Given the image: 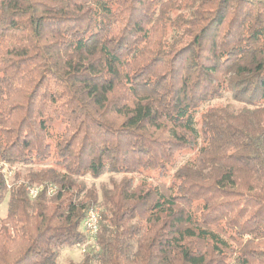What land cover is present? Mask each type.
Here are the masks:
<instances>
[{"label":"trees","instance_id":"trees-1","mask_svg":"<svg viewBox=\"0 0 264 264\" xmlns=\"http://www.w3.org/2000/svg\"><path fill=\"white\" fill-rule=\"evenodd\" d=\"M0 164V264H264V0H0Z\"/></svg>","mask_w":264,"mask_h":264},{"label":"rangeland","instance_id":"rangeland-1","mask_svg":"<svg viewBox=\"0 0 264 264\" xmlns=\"http://www.w3.org/2000/svg\"><path fill=\"white\" fill-rule=\"evenodd\" d=\"M224 104H231L234 107L238 106V103L237 101L234 100L233 94L231 92H226L222 98L211 101L210 106L211 105H224ZM196 153H197V150L195 149L190 152H187L184 156H180L177 161V166H181L184 162L188 160H192ZM42 167L44 166L19 165V164L10 166L7 164H0L1 171L3 172L6 178V181L9 185L11 183H14L18 178H22V176H24L29 171L37 170ZM172 169L174 170V168ZM133 176H134V180L136 183L137 181H142L139 175H133ZM110 178L119 180L121 178V175L106 173L99 178H92L90 176H86L83 178V181L85 182L87 187H94L95 189L98 190L102 184H109ZM7 200H8V196H6L3 203L0 204V218L5 217L6 215ZM81 258H82V251L80 248H77V247L65 248L61 250V252L59 253L58 261L61 264H67L70 261L79 262Z\"/></svg>","mask_w":264,"mask_h":264},{"label":"built area","instance_id":"built-area-1","mask_svg":"<svg viewBox=\"0 0 264 264\" xmlns=\"http://www.w3.org/2000/svg\"><path fill=\"white\" fill-rule=\"evenodd\" d=\"M40 187L34 186L29 188V195L31 198H34ZM49 192H53V188L49 189ZM99 222H100V210L98 207L91 208L87 211L85 218L82 223V228L84 233L88 236V242L92 243L94 237L96 236L98 229H99ZM84 251V249H82Z\"/></svg>","mask_w":264,"mask_h":264}]
</instances>
